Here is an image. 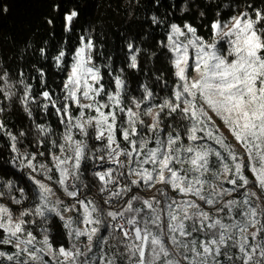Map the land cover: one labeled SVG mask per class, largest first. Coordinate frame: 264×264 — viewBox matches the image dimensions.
Masks as SVG:
<instances>
[{"label": "snow or ice", "instance_id": "6c2138e0", "mask_svg": "<svg viewBox=\"0 0 264 264\" xmlns=\"http://www.w3.org/2000/svg\"><path fill=\"white\" fill-rule=\"evenodd\" d=\"M23 2L0 22V264H264V0H131L162 38L121 67L87 0Z\"/></svg>", "mask_w": 264, "mask_h": 264}, {"label": "trees", "instance_id": "16d2710c", "mask_svg": "<svg viewBox=\"0 0 264 264\" xmlns=\"http://www.w3.org/2000/svg\"><path fill=\"white\" fill-rule=\"evenodd\" d=\"M3 2L8 5L10 11L7 15L0 17L2 30L7 34H16L17 29L14 24L26 11L27 5L23 0H3ZM215 2L226 7L230 0H215ZM197 3L201 8L206 7V0H197ZM87 4L88 7L82 22H90L91 26L95 28L97 44L103 46L104 56H111L116 67L124 66L126 51L124 45L126 40L130 38H135L136 43L145 48L156 50L155 41L162 38L160 35L161 30L148 29L147 25L143 23V10L136 8L131 0H87ZM215 11L214 6L208 7L209 19ZM146 32H151V35H146ZM201 33L207 35L204 29H201ZM18 39H23V36H18ZM60 39L61 37L58 35L52 43ZM72 43H75V41L73 40ZM4 51L11 57L12 53L8 52L7 48ZM145 68L154 71L160 70L165 73L169 72L168 62L164 55H158V58L154 61H146ZM127 77L131 88H136L138 82L145 79L142 73H136L132 70H128ZM62 78V74H57L54 70L49 72V83L55 81L58 84ZM56 84L53 86L55 87ZM5 118L17 127L28 123L18 108L6 113ZM50 119L54 121L55 117ZM0 148H3L2 142H0ZM52 230L57 234V239L63 240V229L59 221L54 222Z\"/></svg>", "mask_w": 264, "mask_h": 264}, {"label": "rangeland", "instance_id": "374dc122", "mask_svg": "<svg viewBox=\"0 0 264 264\" xmlns=\"http://www.w3.org/2000/svg\"><path fill=\"white\" fill-rule=\"evenodd\" d=\"M219 123V121H217Z\"/></svg>", "mask_w": 264, "mask_h": 264}]
</instances>
